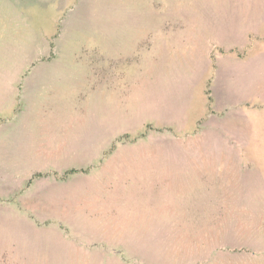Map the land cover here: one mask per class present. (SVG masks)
I'll use <instances>...</instances> for the list:
<instances>
[{"label":"rangeland","instance_id":"374dc122","mask_svg":"<svg viewBox=\"0 0 264 264\" xmlns=\"http://www.w3.org/2000/svg\"><path fill=\"white\" fill-rule=\"evenodd\" d=\"M0 264H264V0H0Z\"/></svg>","mask_w":264,"mask_h":264}]
</instances>
